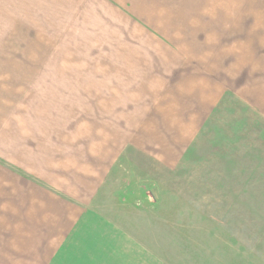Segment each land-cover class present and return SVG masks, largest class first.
Instances as JSON below:
<instances>
[{"label":"rangeland","instance_id":"rangeland-1","mask_svg":"<svg viewBox=\"0 0 264 264\" xmlns=\"http://www.w3.org/2000/svg\"><path fill=\"white\" fill-rule=\"evenodd\" d=\"M155 1L157 6L169 2ZM197 4L200 11L188 23L214 46L204 54L166 42L168 23L183 15L175 5L158 7L156 14L143 10L151 31H157L156 42L144 37L149 26L145 30L128 23L125 39L120 40L119 30L118 40L109 42L115 49L123 43L124 69L134 67L147 78L132 89L126 87L132 83L129 72L119 80L126 97L137 102L120 105L125 108L124 136H109L118 147L116 162L87 210L104 229L120 230L108 234L107 258L104 247L93 249V264H264V0ZM4 22L0 17L2 33ZM184 31L181 24L174 36ZM7 42L13 49L23 43L0 39V48ZM24 43L26 52L35 51L36 41ZM25 58L69 63L67 56ZM20 59L0 57V63ZM93 59L89 66L106 63L105 56ZM34 74L29 78L46 83L38 89L44 95L65 94L66 88L47 86L62 75L83 80V73L75 72ZM114 107L109 104V125H115ZM6 176L0 172V264H84L89 256L84 242L76 239L69 248H57L61 235L53 231V215H46L51 212L44 215L32 200L15 199L19 191L17 186L6 189ZM44 238L48 242L42 245Z\"/></svg>","mask_w":264,"mask_h":264},{"label":"crops","instance_id":"crops-1","mask_svg":"<svg viewBox=\"0 0 264 264\" xmlns=\"http://www.w3.org/2000/svg\"><path fill=\"white\" fill-rule=\"evenodd\" d=\"M157 3L155 0H0V9L4 11L0 17H5L7 27L6 32H0V39L23 41L20 48L7 47L9 42L0 48V57H21L20 63H0V164L4 165H0V172L7 174L6 189L17 186L19 194L15 199L32 200L44 215L51 212L46 215H53V231L59 229L61 235L57 248H65L76 239L84 242L83 247L89 250L84 264L94 263L93 251L99 248L106 249L107 258L108 234L120 230L112 225L104 229L100 220L87 210L104 183L103 177L107 178L110 166L116 162L118 147L109 142V136H124L125 108L120 105L137 102L133 96L126 97L125 85L119 80L125 71L129 72L132 83L128 82L126 87L132 89L136 81L147 78L136 74L134 67L124 69L123 43L120 49H115L109 47V42L118 40L119 30L120 40L125 39L126 23L144 29L149 26L144 37L156 42L157 31H151L143 10L152 9L156 14L158 7H173L170 0L164 6ZM178 7L188 5L181 2ZM190 19L187 14L172 19L164 36L166 42L170 46L182 43L191 46L195 54L212 50L214 46L205 42L204 37L201 42L195 41L194 31L195 34L202 31L191 27ZM181 24L185 27L184 34L176 38L174 33ZM140 36L137 32V38L141 39ZM190 39L194 41L188 43ZM25 41H36L34 52L24 50ZM45 41H51L52 46L45 47ZM131 53L136 54L137 49ZM152 54H156L155 46ZM28 55L67 56L69 63L41 62L43 59L30 62L25 58ZM103 55L104 66H89L90 61L95 62L94 56ZM43 71L83 73V80L62 75L48 81L47 86L66 88L65 94L57 95L53 91L44 95L38 90L45 87L44 80L29 78ZM147 74L150 75V69ZM95 88L102 89V93H94ZM109 104L116 105L111 117L115 125L108 124ZM9 192L6 190V194ZM93 233L99 234L100 239L94 238ZM47 242L44 238L42 245Z\"/></svg>","mask_w":264,"mask_h":264},{"label":"trees","instance_id":"trees-1","mask_svg":"<svg viewBox=\"0 0 264 264\" xmlns=\"http://www.w3.org/2000/svg\"><path fill=\"white\" fill-rule=\"evenodd\" d=\"M169 1V0H168ZM171 1V0H170ZM181 1H183V0H177L176 1V3L175 4H173V5H175V7L177 8V9H179V10H181L182 12H183V15H188V18L190 19L192 16H196V14H198V12L200 11V6H198V4H197V2L199 1H201V0H185L183 3H187V5H188V7H186V8H180V7H178V3L179 2H181ZM175 8V9H176ZM191 32V31H190ZM194 37H196V40L195 41H198V42H201L202 41V38H203V35H202V32H200V33H198V34H196V35H194ZM193 37V38H194ZM191 38H192V36H191ZM192 40L193 39H190L189 41H187L188 43H192Z\"/></svg>","mask_w":264,"mask_h":264}]
</instances>
